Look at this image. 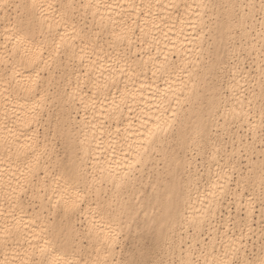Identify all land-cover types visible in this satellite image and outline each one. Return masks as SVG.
Listing matches in <instances>:
<instances>
[{
    "label": "bare ground",
    "instance_id": "1",
    "mask_svg": "<svg viewBox=\"0 0 264 264\" xmlns=\"http://www.w3.org/2000/svg\"><path fill=\"white\" fill-rule=\"evenodd\" d=\"M210 1L38 0L45 5L53 3L57 7L62 3H72V13L78 19L86 18L89 29L99 33V47L93 50L79 38H70L75 33L69 26L60 30L61 35L67 33L65 46L59 49L61 56L55 62L50 61V54L56 50L48 36V24L53 21L44 17H51L52 13L46 11L42 17L37 12L36 27L25 46L32 51L40 48L42 59L29 63L22 49L13 50L15 41L8 42L7 50L3 45L5 38L12 35L10 30L18 16L26 13L24 5L30 0H6L9 6L0 8V211L8 208L13 190L18 191L21 187L28 189L29 196L33 192L39 193L40 198L32 200V207H26V214L22 218L19 211L15 214L16 219L7 215L0 217V227L7 225L14 232L16 229L13 225L19 224L20 228L18 246L0 247V264L6 260L11 264L13 257L23 256L29 244L35 246V258H40L39 248L45 246L48 248L45 258L50 256L67 264L104 260V238L118 232L119 240L112 254L107 256L115 264L120 233L138 215L143 200L146 202L141 216H147L144 222L154 224L158 230L166 224L165 239H173L177 235L181 236L182 229L188 230L191 219L200 217V210L207 202L206 197L211 198L209 194L220 191L219 188L214 189L213 184L225 185V192L229 194L231 173L227 170H217L208 188L199 187L194 174H190L182 186L177 171L179 167L183 169L191 163L186 155L177 153L178 141L186 138L187 134L196 135L195 144L207 143L211 140L214 125L226 126L220 122L222 117L241 115L243 126L246 122L252 130L257 122L256 119L250 120L249 116L251 105H258L260 93L256 92V99H253L252 93L244 90L245 77L242 73L245 67L241 69L236 66L233 69L232 78L224 86L230 91L224 100V92L221 91L223 86L206 85L212 66L210 62L202 65L207 58L203 53L207 50L204 41L207 29L205 11ZM225 1L228 11L223 21L218 22L224 46L232 39L236 26L241 27L240 34L246 37L252 36L247 27L254 28L257 41L251 39L249 44L257 55V73L263 74L264 64L260 63L262 48L258 47L257 42H263L264 45V39L261 38L264 15L253 25L254 13L251 11L253 5L260 4V0ZM173 3L178 7H172ZM246 5L250 8L247 13L243 9ZM234 6L243 10L236 15L231 11ZM129 27L131 31H128ZM217 50L220 51L219 44ZM227 52L219 58L223 63L229 57ZM33 82L37 85L35 91L26 94L23 89ZM6 88L9 91L5 92ZM205 91H209L206 98ZM5 97L9 98L7 119H4ZM201 97L205 105L198 102ZM248 100L253 101L251 105ZM185 101L189 102L185 104L187 108H183ZM77 104L85 107L79 117L73 115ZM52 105L56 107L54 113L50 110ZM34 108L40 113L38 120L32 119ZM176 121L178 126L175 129ZM57 133L64 138L65 157H61L56 150L54 137ZM241 136L236 133L237 140L241 141ZM171 137L175 138L177 146H171ZM144 148L148 149L147 153L143 152ZM160 161H163L162 165ZM248 161V167L254 174L251 184H254L260 181L261 160ZM153 162L156 166L161 165L155 169L151 182L152 187H156L148 197H139L141 201L137 202L142 184L149 176L144 170ZM73 169L85 170L86 182L66 185L67 175ZM129 171L134 180L122 183L124 174ZM218 175L221 178L219 180ZM242 177L248 181L245 174ZM239 181L243 187L240 192L233 193L239 192L242 196L247 183L241 178ZM73 186L81 190L82 195L86 193V202L82 205L84 212H65L62 201L60 206L53 207L60 196L53 194L52 190L61 193L66 187L71 191ZM45 193L48 198H45ZM227 194L223 196V201ZM248 198H244L243 205L246 216L239 221L238 226L245 225L250 230L255 210L253 207L249 214ZM223 201L218 205L215 217L218 212H222ZM237 202L240 205L242 201L239 199ZM213 221L206 220L204 226ZM177 223L181 224L180 228H175ZM194 232L186 236L190 239L184 247L178 248V255L187 258L189 241L194 247L197 241L204 245L205 237L203 239L200 236L202 232ZM216 233L213 232L214 235ZM235 234H223V244L234 242L237 248L241 245L247 248L249 243L246 244L247 240H244L248 237L241 239L240 232ZM216 239L215 236L211 237L208 245H204L206 255L202 260L207 259L209 264L224 251L220 248L218 252L213 250ZM45 241H48L47 245ZM240 252V257H245L244 249Z\"/></svg>",
    "mask_w": 264,
    "mask_h": 264
},
{
    "label": "rangeland",
    "instance_id": "2",
    "mask_svg": "<svg viewBox=\"0 0 264 264\" xmlns=\"http://www.w3.org/2000/svg\"><path fill=\"white\" fill-rule=\"evenodd\" d=\"M206 9L207 10L205 11V13H206L205 14L206 15L205 20H206L207 29L205 31L206 32L205 35L207 37L205 36L204 41H206L205 44L207 45V50H204L203 53H204L205 57L207 56V58L204 60L202 65H207L209 62L212 63V66L210 67V70H209V74L207 75V78H206V85L216 84L219 87L223 86V88H221V91L224 92L222 95V100H224L226 95L228 96V93H230V91L227 88H224V86H225L226 82L232 78L231 75H233V72H232L233 69L236 66H240L241 69H242V67H245V68H243L244 72L242 73V76L245 77V78H243L244 79V81H243L244 90H246L247 93H253V92L254 93H256V92L260 93V91H261L260 85H261L262 77H264V73L263 74L257 73V70H256L257 69V55H256V52L254 51V49L251 48L250 44H249V42H251V39H256L255 29L252 28L251 26L247 27V30L249 32H252L253 34L251 33V35H252L251 37H246V36H243L240 34L241 33V27L236 26L234 28V31H233L232 39H230V41L227 42V45L224 46L222 36H221V31H218V22H222L223 19L225 18V15L228 11L227 3L225 0H211L208 4V7H206ZM243 9L245 10L246 13L249 12V10H250L249 6H247V5L244 6ZM243 9L240 8L239 6H234L231 9V11L233 13H235L236 15H238ZM251 11H253V13H254V16L252 17V19L254 18V20L252 21L253 25H254L255 23H258L262 19L264 13H261V11H260V4H256L253 7V10H251ZM252 22L250 21L251 24H252ZM250 27H251V29H250ZM212 34H214L216 36V39L213 38ZM256 41H257V39H256ZM217 44H219L220 51L217 50ZM257 44H258V47L262 48L263 42L258 41ZM250 49H252V50H250ZM225 50L229 51V52H227V53H229L228 54L229 57L227 58L226 62L223 63L219 60V58H220V56L223 57L226 54ZM219 53H220V55H219ZM260 63L262 65L264 64L262 62V60H260ZM255 66H256V68H255ZM245 73H246V75H245ZM65 86L68 87V85H65ZM204 95L206 98L209 95V91H205ZM203 99L201 97V99L198 102H203V105H205ZM185 102L183 104L184 107L182 106L183 108H187V105H185V104L189 103L188 101H185ZM193 102L196 103V101H193ZM258 105H259V103H258ZM258 105L255 106L254 104H252L250 107L251 108L250 109V116H249L250 120H254V119L257 120L256 125H255V129H253L254 131L252 130V128H249V126L247 125L246 122H244V126H243V123H241L243 117L241 115L240 116L227 115L226 116L227 118L224 119V117H222L220 119V122L225 123L226 126L225 127L222 126L223 124H219V126L214 125V127H212V131L210 134L211 140L208 141L207 143L197 142L195 144L193 141H194L196 135L190 134V133L186 135V138L178 141V146H177V142H176L175 138L174 139L172 137L170 138V140H171L170 143L172 144L171 146H177V153L181 156L186 155L187 158H189L190 162H191L187 167H184L183 169L181 167H179L177 169L178 176L181 180L182 186L190 174L195 175L197 185L199 187L208 188L209 181L213 178V176L218 171L222 172V171L227 170L228 173H231V175L229 174L230 175V177H229L230 182H228V188H230L231 190H229L230 192H228L230 195L227 194L226 199L223 201L224 202L223 206H222L223 217L219 218L220 214L222 212H218V214L216 216L217 219H213L214 220L213 222L215 224H217V226L221 230H219V232L214 235L213 234L214 231L212 232L213 229L211 227V224L204 226V229H206V230L203 229V230H201L202 233L200 232L201 233L200 236L202 238H203V236L205 237V239L203 238L204 239V241H203L204 245H208V243L210 241L209 239L211 237L215 236L217 238L216 239V246L218 247L217 248L215 246L216 252L219 251V248H220V250L224 249V248L220 247L221 242H223L222 235L224 234L223 233L224 228L221 227L220 225H223L225 223V221L227 220V219H224V217L228 218L229 214H230V216L233 217L234 219L237 218L236 219L237 221H240L241 217L245 218L246 214L244 211L245 210L244 209V206H245L244 205V203H245L244 198L246 196L250 197V195L253 197H256V199L254 201V208H253L255 211H253V217H252L253 221L251 222L252 226H251L250 230H247V228H245L246 226L242 225L243 229L244 230L246 229L248 232V235L246 234L247 232L246 233L243 232V238L248 237L247 239L244 240V241L247 240L246 244L249 243L248 247L244 248V255L247 256L248 259H259L260 254H261V249H259V248H260V228H261V224H262V215H261L262 214V208H261V204L259 203V199H258L260 190H257V189H260L259 188L260 181H258V182L256 181L254 184H251V181L253 180L254 174L249 171V167H250L249 164L250 163L248 161L250 159H254V160L258 159L261 161H262V159H264V157L261 156V151L264 150V145H262L261 138H260V136H261V134H260V120H259L260 119V117H259L260 112H259V106ZM252 106H254V108ZM52 107H53V105L50 107V110H52L51 113H54L56 107H53V108ZM80 108H82V109H80ZM83 108H85V107H82L81 104H77L76 109H73V115L77 114V116L79 117V115H81L83 112ZM75 110H76V112H75ZM251 113L254 116H252ZM228 117H230V118H228ZM234 118H236V119H234ZM238 118H240V119H238ZM232 119L235 121H233ZM177 126H178V121H176L174 123L175 129L177 128ZM41 130H42V128H41ZM236 133H239L240 135H242L241 141L237 140ZM244 133H246L247 135ZM253 133H255V134H253ZM52 134H53V132H52ZM242 137L244 140H242ZM54 142H55V146H56V150H57L58 154L61 157H65L66 150L64 148L63 136H61L59 133H57L54 137ZM248 144H250V145H248ZM248 146H250V147H248ZM217 149H219V151H217ZM213 154H215V159L212 158ZM156 155L159 157L158 153ZM247 163H249V164H247ZM160 164L162 165L163 161H160ZM161 165L156 166L155 162H153V165H149L145 168L144 173L146 175H149V176L146 179L145 183L142 184V190L138 194V197L136 198L137 202L141 201L139 199V197H141L143 199L146 196L148 197V195L150 193H153L156 185H154L152 187L151 182L153 181V178L155 175V169L158 167L160 168ZM232 165H234V166H232ZM241 174L242 175L245 174L247 179L249 177L251 179H250V183L247 182V184H245V186H244L243 193H242V196L240 198V201H242V202L239 205L238 202L236 204V203H232V201L234 199H236L233 192L234 191L240 192L242 187H243V185H240L241 183L239 181L240 178L242 177ZM166 176L169 177L170 174H166ZM243 195H246V196H243ZM145 202H146V200H143V204H142L143 206L141 207L138 215H136L134 220H132V222L129 224V226L127 228L123 229L120 233L121 238H120V244L118 245V252L115 256V264H130V262H133V261H145V262H147V261H154V260H163V261H165V264H168L169 261H171L172 264H179V262L182 259H184V255H181V256L178 255V253H179L178 248L184 247L185 242L190 239V238H187L186 236L194 234L195 233L194 230H189V228H187L188 230L185 231L186 228H184L181 230L182 231L181 236L177 235L173 239H167V238L165 239L166 227H167L166 224H163L162 228L160 230H158L154 224H152V223L147 224L144 222V220L147 218V216H144L145 214L141 216V214L143 213ZM226 204H228V205H226ZM237 205L239 206L238 208H237ZM228 208L231 210V212H230V210L228 211ZM238 209H239V211H238ZM227 211L229 213H227ZM151 214L153 215L154 212H152ZM214 223H212V224H214ZM176 227L180 228L181 224L177 223L175 228ZM239 227L240 226H237L236 229L233 228V231L230 232V234H232V233L235 234V232H237V231H238L237 234H239V232H240V230L238 229ZM186 232H188L189 234ZM211 232H212V234H211ZM237 234H235V235H237ZM171 242H172V244H171ZM198 242L199 243L196 242V245L194 248L197 250L204 248V245H202V242H200V241H198ZM219 244H220V246H218ZM253 245H255V246H253ZM197 246H198V248H197ZM198 254H199V251H197V255ZM239 255H241V252L239 253Z\"/></svg>",
    "mask_w": 264,
    "mask_h": 264
},
{
    "label": "snow or ice",
    "instance_id": "3",
    "mask_svg": "<svg viewBox=\"0 0 264 264\" xmlns=\"http://www.w3.org/2000/svg\"><path fill=\"white\" fill-rule=\"evenodd\" d=\"M9 5L6 3V0H0V8H6ZM91 7V5H88ZM172 7H178L176 4H172ZM255 5H253L254 7ZM16 7H20V5H16ZM26 9V13L24 15H19L15 24L13 25L12 35L7 36L5 38L6 42L3 47L7 50L8 49V42L15 41L14 49L16 51L23 50L25 57L28 59L29 63H36V61L42 59V53L40 48H36L35 51L28 49L25 46V42L30 38L31 34L33 33L36 25H35V14L37 12L40 13L42 17H44V13L49 11L52 13L51 17H44L45 19H51L53 23L48 24V36L53 45H55V53L50 54L49 60L55 62L56 58L61 56V52L59 49L65 46V36L61 35L60 30L66 27H71L73 33H75L74 37L70 38H79L80 40L87 43V46L93 50L96 47H99L98 44V37L99 33H95L94 31L89 29V24L86 18L78 19L75 14L72 13L73 4L72 3H62L57 7L53 3H45L38 2V0H30V3L24 5ZM260 11L264 13V0H260ZM95 18V14H93V19ZM103 19V18H101ZM242 22V21H241ZM123 23V21H122ZM135 23V21H133ZM53 27H55L56 31L53 32ZM132 29L129 27L128 31ZM57 38H59V43H57ZM261 38L264 39V20L261 21ZM84 49L81 48V52ZM9 55H11V51H9ZM262 62H264V45H262ZM123 56V53L121 54ZM82 58V57H81ZM167 59V58H165ZM163 67V66H162ZM11 87V85L9 86ZM37 85L35 82L30 84L29 86L25 87L23 91L26 94H31L35 91ZM5 92L9 91V89H5ZM2 95V93H0ZM253 99H256V94L252 93ZM8 97H5V111H4V119L8 118L7 114V101ZM247 99V98H245ZM249 105L252 104V100L247 101ZM259 103V112H260V138L261 143L264 145V77L261 80V91L258 98ZM243 107V104H241ZM40 113L37 109H32V119L38 120ZM246 115V114H245ZM171 127V125H168ZM151 143V140L149 141ZM219 151V149H217ZM144 153L148 152L147 148L143 149ZM261 156L264 157V150L261 151ZM215 159V154L212 156ZM139 163V161H137ZM131 168V166H129ZM251 172L252 170L249 169ZM84 172L85 170L81 169L80 171L70 170L67 175L66 185H74L76 182H86L84 181ZM259 175H260V192H259V203L261 204L262 208V224L260 228V249L261 255L259 259H248L247 256L240 257L239 253L242 249L245 248L244 245H241L239 248L234 246V242L231 244H223L221 242V247L224 248L223 253L219 256V258H214L211 264H264V159H262L260 168H259ZM217 179H221L218 175ZM250 177L248 180L250 181ZM134 180V176L131 171L124 174V178L122 183H130ZM241 180L247 183L248 181L245 180L244 177H241ZM227 180H225V184ZM213 188H219V192H212L210 195L211 198L206 197V203L203 204V208L200 210V217L193 218L188 222L189 230H195L196 232L200 233L202 229H204L205 221H211L212 219H217L214 216V213L218 210V205H220L223 201V196L227 193L225 192V185L223 184H213ZM53 194H58L60 199L56 201V205L53 207L60 206L61 201L63 202V209L65 212H79L83 213L84 208L82 205L86 202L85 195L81 194V190L76 189L74 186L72 187L71 191H68L67 187L61 193H57L56 189H53ZM236 199L232 201V203H236L241 198V193L237 192L234 193ZM40 198V194L37 192H33L31 196L28 195V189L25 187H21L18 191L13 190V194L11 196V200L9 202V206L7 209L0 211V217L12 216L13 219H16V212L19 211L21 214V218L23 214H26V207H32V200ZM45 198L47 194L45 193ZM256 197H249V214L252 212V208L254 207V201ZM203 203V202H202ZM239 211V209H238ZM223 217V214H220V218ZM241 220L244 218L241 217ZM239 225V221L234 219L233 217L229 216L223 225H220L224 228V235L228 236L230 232L233 231V228H236ZM111 227V226H110ZM213 231L219 232V227L217 224H211ZM13 228L16 229L14 232L12 228H9L7 225L4 227H0V247H9L10 245L18 246L20 241L18 239V233L20 231L19 224L13 225ZM206 230V229H205ZM241 232V239H243V227H239ZM105 245H104V252H105V259L100 260L97 259L91 262H85V264H113V262L107 259V256L112 254V250L116 246L119 240V233H113L105 238ZM197 243H199L197 241ZM48 244V241H45V245ZM255 246V245H253ZM35 248L34 245L29 244V247L25 249L23 256L19 258L13 257L11 264H67L66 261H62L59 259H53L50 256L45 258V254L48 253V248L45 246H41L39 248V256L40 258L36 257V252L33 250ZM188 256L187 258L182 259L179 264H209L207 259H203L205 257L206 252L204 248L195 249L194 245L191 241L188 242ZM213 250L215 247L213 246ZM197 251H199V255H197ZM231 256V258H226ZM4 264H9L6 260ZM130 264H165L163 260H154V261H133ZM168 264H172L171 261Z\"/></svg>",
    "mask_w": 264,
    "mask_h": 264
}]
</instances>
